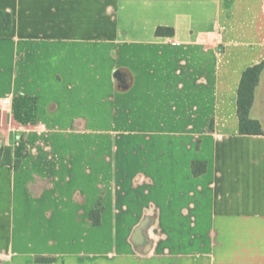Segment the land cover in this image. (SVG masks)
I'll return each mask as SVG.
<instances>
[{
    "label": "crops",
    "instance_id": "0c3cea01",
    "mask_svg": "<svg viewBox=\"0 0 264 264\" xmlns=\"http://www.w3.org/2000/svg\"><path fill=\"white\" fill-rule=\"evenodd\" d=\"M1 10L0 264H264V133L237 111L264 0ZM250 116L264 131V69Z\"/></svg>",
    "mask_w": 264,
    "mask_h": 264
},
{
    "label": "trees",
    "instance_id": "16d2710c",
    "mask_svg": "<svg viewBox=\"0 0 264 264\" xmlns=\"http://www.w3.org/2000/svg\"><path fill=\"white\" fill-rule=\"evenodd\" d=\"M13 17L8 11H0V30H9L12 28ZM172 32V30H170ZM264 69V59L252 66L247 67L241 77L238 97L237 111L239 118L240 134H263L261 122L250 116V111L254 104L255 90L260 81V75ZM21 160L13 159L12 147L8 146L4 150L3 163L12 164L16 169L20 166ZM192 170L195 175H201L207 170L205 161H193ZM104 211L102 200L99 199L96 205L90 211V219L94 225L101 223V216ZM54 257H37L38 261H52Z\"/></svg>",
    "mask_w": 264,
    "mask_h": 264
},
{
    "label": "built area",
    "instance_id": "2783aa9c",
    "mask_svg": "<svg viewBox=\"0 0 264 264\" xmlns=\"http://www.w3.org/2000/svg\"><path fill=\"white\" fill-rule=\"evenodd\" d=\"M7 99H8V101H12V95H8ZM19 140H20V137L18 136V140L17 141H19Z\"/></svg>",
    "mask_w": 264,
    "mask_h": 264
}]
</instances>
